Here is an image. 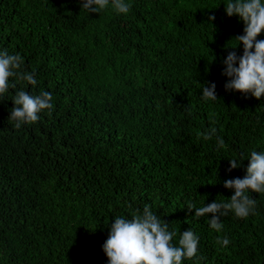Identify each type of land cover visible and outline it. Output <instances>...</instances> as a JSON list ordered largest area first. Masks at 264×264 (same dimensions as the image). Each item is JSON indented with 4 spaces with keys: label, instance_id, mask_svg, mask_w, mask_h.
Wrapping results in <instances>:
<instances>
[{
    "label": "trees",
    "instance_id": "trees-1",
    "mask_svg": "<svg viewBox=\"0 0 264 264\" xmlns=\"http://www.w3.org/2000/svg\"><path fill=\"white\" fill-rule=\"evenodd\" d=\"M126 2L118 15L88 13L81 0H0V50L37 79L10 78L17 87L0 97V264H108L115 217L145 205L175 245L186 230L199 237L183 264H264V194L250 193L254 215L221 217L220 233L188 209L227 202L224 182L264 151V97L224 88L223 61L243 55L231 49L243 22L226 15L228 0ZM211 83L217 100L205 101ZM21 87L50 92L53 110L15 129ZM211 127L224 147L203 139ZM233 158L241 166L229 172ZM225 236L226 248L216 243Z\"/></svg>",
    "mask_w": 264,
    "mask_h": 264
},
{
    "label": "clouds",
    "instance_id": "clouds-1",
    "mask_svg": "<svg viewBox=\"0 0 264 264\" xmlns=\"http://www.w3.org/2000/svg\"><path fill=\"white\" fill-rule=\"evenodd\" d=\"M82 9L88 13H101L109 8L118 15H126L130 4L126 0H81ZM228 17H239L244 24L243 35L235 37L236 49L243 45V55L237 56L235 51L228 53L223 61L222 75L228 80L224 85L226 92L251 94L257 100L264 97V40L257 38L264 34V0H228L225 5ZM215 17L210 16L209 21ZM228 48V47H227ZM238 65V66H237ZM24 60L17 54H9L0 50V97L5 96L9 88H16L15 83H9L10 78L24 82L27 85H37L36 73L24 69ZM201 98L205 101L217 100L216 85L202 86ZM52 94L43 89L39 94L32 95L23 87L14 93V107L8 121H12L15 129L22 125H31L40 119V113L47 110L51 115L53 110ZM216 138L217 149L225 146L222 137L217 136L215 127L209 128L204 134V140ZM246 175L241 178L229 179L224 182L226 189H233L234 195L227 202L217 199L207 206L196 207L189 204L188 209L195 210V218L209 217L210 228L217 233L224 229L221 217L229 212L237 218L245 219L256 212L257 201L250 193L264 194V151L253 150L250 153ZM231 172L241 166L236 158L229 160ZM169 223L162 221L150 205H145L142 213H135L131 219L115 217L111 225L109 237L103 245L108 264H183L185 259L197 256L199 237L189 229L180 233L178 246L173 243L177 235L170 231ZM216 243L226 248L230 240L225 236L218 238Z\"/></svg>",
    "mask_w": 264,
    "mask_h": 264
}]
</instances>
